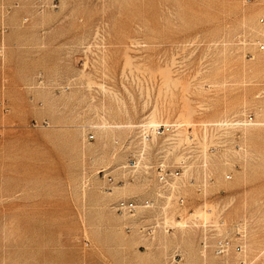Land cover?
Segmentation results:
<instances>
[{"label": "rangeland", "instance_id": "rangeland-1", "mask_svg": "<svg viewBox=\"0 0 264 264\" xmlns=\"http://www.w3.org/2000/svg\"><path fill=\"white\" fill-rule=\"evenodd\" d=\"M261 17L264 0H0V264H264ZM152 112L198 148L165 152L186 165L168 190L148 171L161 139L124 169ZM218 237L242 250L215 256Z\"/></svg>", "mask_w": 264, "mask_h": 264}, {"label": "built area", "instance_id": "built-area-1", "mask_svg": "<svg viewBox=\"0 0 264 264\" xmlns=\"http://www.w3.org/2000/svg\"><path fill=\"white\" fill-rule=\"evenodd\" d=\"M259 22L261 26H264V18H260ZM1 33H3V29L0 30ZM257 47L259 51H264V34H262V39L257 41ZM2 53V46L0 44V54ZM247 121H250L251 118L248 116L246 117ZM177 132H178V126L175 124H159L157 126L152 127L151 129L147 130L145 126L138 127L136 130V136L135 141L138 146L141 145L142 141L144 140H150L152 137V134L157 137L158 139H161L166 144L162 145L161 143L156 146L153 151H155L156 154V161L154 163H151L148 166V171L154 176L157 184L159 185L161 190H168L173 183L177 179H179L183 175V171L186 167L185 162L181 161L176 165H169L167 163V157L165 156L167 154V149L165 146H167L170 143H174L177 140ZM190 141L192 139L191 136ZM93 137H89L88 139H92ZM209 147L210 151H214L215 147L211 148ZM175 152L177 154H189L191 152L198 153V148L196 147H187V145L183 146H177L174 148V150H169V153ZM166 152V154H165ZM143 151L140 150H134L130 151L128 154V157L126 159V163L124 165V169L127 172L133 173L134 171H137L138 168H140V163L142 162L143 158ZM98 174L102 177V179L105 181L107 185H113L115 183L114 177L112 176L111 172L109 170H100L98 171ZM227 179H229V176H227ZM200 191V190H199ZM184 198L180 195L176 197V203L179 207L184 206ZM144 210H150L155 208L154 201L150 198L144 199L140 204H138L135 200L132 199H119L114 204V209L119 214H128V215H134L137 210L139 209ZM159 222L157 220L151 221L147 224L142 225L138 230L146 238L152 239L156 233V231L160 228ZM163 224V223H161ZM126 232H130L131 228L126 227ZM87 245V244H85ZM209 247V243L207 241L202 242V248L205 250ZM231 250H234L235 252H240L242 250V245H232V242L225 237H218L214 240L212 245V251L215 256H225L228 254ZM180 257L178 254L173 255V261L178 260Z\"/></svg>", "mask_w": 264, "mask_h": 264}, {"label": "bare ground", "instance_id": "bare-ground-1", "mask_svg": "<svg viewBox=\"0 0 264 264\" xmlns=\"http://www.w3.org/2000/svg\"><path fill=\"white\" fill-rule=\"evenodd\" d=\"M261 18H264V17H261ZM259 22V21H258ZM259 24H260V22H259ZM261 25V24H260ZM262 28H264V26H261ZM256 30V29H255ZM257 49H258V47H257ZM188 109V108H187ZM154 111H156V110H154ZM190 111V112H189ZM183 112V111H182ZM189 113H193V112H191V110L189 109L188 110V113H187V110H186V114H187V116L188 117H190V115H189ZM186 114L185 113H180V118H183V116L185 115V118H187V116H186ZM102 117V116H101ZM100 119V118H99ZM187 119H190V118H187ZM227 120V119H226ZM102 121V120H101ZM186 121V120H185ZM189 121V120H188ZM191 121V120H190ZM183 122V121H182ZM223 121H221L220 123H222ZM225 122V121H224ZM106 123H107V121H106ZM219 123V122H218ZM157 125H159V124H157V121H156V117H155V113L154 112H152L151 113V115L149 116V118H148V121H146V123H145V126H146V128H147V130H149V129H151L152 127H154V126H157ZM177 125V124H176ZM178 125H181V124H178ZM100 127V126H99ZM103 128V127H102ZM104 129V128H103ZM155 138H157V137H155L153 134H152V137H151V139L150 140H144V141H142V143H141V145L139 146V150L140 151H143V153H144V155H145V153H147V151L148 150H150V144H151V142L155 139ZM190 139V137L188 136L187 138H186V140H189ZM194 140V139H193ZM177 141V140H176ZM176 141L174 142V143H170V144H168L167 146H165V148L167 149V152L169 153V150H174V148H176L177 146H175V143H176ZM163 143H161L162 145H165L166 143L164 142V141H162ZM245 154H246V151H245ZM135 172V171H134ZM175 183H173L172 185H171V187L172 188H174L175 187V185H174ZM172 190V189H171ZM170 195V194H169ZM170 198V196L168 197V199ZM163 209V208H162ZM122 215H128V214H122ZM190 215H192L193 216V219H199V218H201V214H200V211H197V212H195V214H190ZM129 216H133V215H129ZM203 217V216H202ZM210 217V216H209ZM206 218H208V217H206ZM172 221H174V223L176 224V226H179L180 227V229L182 230L183 229V227L185 226V224H186V222H187V220H186V222H185V220H184V222H183V219H182V221H175V220H173L172 219ZM217 222V221H216ZM174 224V225H175ZM166 231V230H165ZM255 258V257H254Z\"/></svg>", "mask_w": 264, "mask_h": 264}]
</instances>
